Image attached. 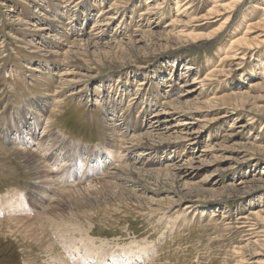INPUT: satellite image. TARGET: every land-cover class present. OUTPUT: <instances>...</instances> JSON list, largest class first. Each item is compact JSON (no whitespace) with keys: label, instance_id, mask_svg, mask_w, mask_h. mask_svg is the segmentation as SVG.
<instances>
[{"label":"rangeland","instance_id":"374dc122","mask_svg":"<svg viewBox=\"0 0 264 264\" xmlns=\"http://www.w3.org/2000/svg\"><path fill=\"white\" fill-rule=\"evenodd\" d=\"M263 40L264 0H0V264H264ZM34 113L85 187L34 186L61 167L10 145Z\"/></svg>","mask_w":264,"mask_h":264},{"label":"bare ground","instance_id":"6f19581e","mask_svg":"<svg viewBox=\"0 0 264 264\" xmlns=\"http://www.w3.org/2000/svg\"><path fill=\"white\" fill-rule=\"evenodd\" d=\"M156 8H155V10L158 8L157 6H155ZM221 6H218V7H216L217 9L218 8H220ZM224 8V7H223ZM152 9H154V8H152ZM103 25V24H102ZM41 31H44V30H41ZM98 33V32H97ZM99 34V33H98ZM97 37H98V35H97ZM99 40V39H98ZM237 41V40H236ZM235 41V42H236ZM264 41V40H263ZM99 42L100 41H98V42H96L95 43V45H93L91 42L88 44V47L89 48H93L94 47V49H98L99 50V48H97V46H99L100 44H99ZM238 42V41H237ZM241 42V41H240ZM88 43V42H87ZM86 43V44H87ZM94 43V42H93ZM235 45V44H234ZM235 46H237V45H235ZM61 45L59 46V45H57V44H55V49H58V48H60L61 49ZM46 50V49H45ZM48 50V49H47ZM34 51V50H33ZM49 51V50H48ZM85 51V50H84ZM54 52V51H53ZM78 52V51H77ZM87 52H89V51H87ZM75 53V52H74ZM50 54V53H49ZM66 54H72V52H66ZM73 55V54H72ZM88 55V54H87ZM90 55V54H89ZM75 58H76V56H74ZM71 58V57H70ZM189 70H191V69H193L192 67H189L188 68ZM78 75V74H77ZM64 76V75H63ZM66 80V79H65ZM62 81V80H61ZM198 82V81H197ZM175 103V102H174ZM160 114H156L155 116H153V117H157V116H159ZM53 116V115H52ZM52 116H51V118H52ZM37 117V118H36ZM38 116H37V114H35L34 113V116H32L31 117V119L30 120H28L27 122H25L24 124H25V126H24V129L23 130H19L18 129V127L17 126H15V127H9L8 126V129L10 130V137H9V143H10V145L12 146V147H14V148H17V149H19L20 150V152L22 153V154H26L22 149H30V150H35V152H37L40 156H41V158L44 160V157H43V155H42V152H44L46 149H48V151H49V158H50V160L49 159H47V160H44V162L49 166V168H55V166L56 165H59V166H61V167H59V171H58V173H56L55 171H52V173L51 174H60V177H58V178H55L54 176H53V182H51L50 184L49 183H43L44 185H42V183H36L37 181L35 180L34 181V186L37 188V190L38 191H40L41 190V192L43 191L44 193H46L47 191H53L54 192V190H56V191H58L59 190V188L57 187L59 184H60V182H59V179H63V178H65V175H66V172H67V167H69V166H72V165H74V162H72L73 161V157L72 158H70V160H68V161H64V162H62V161H57L56 160V158H55V152H54V150L55 149H53V144H50V143H47V144H45V145H41V141H43V138H44V136H45V134H44V129L46 130V128L47 127H45V123L43 122V120H38ZM44 118V117H43ZM159 120V119H158ZM187 125V124H186ZM44 127V128H43ZM41 128H43V138L41 139V140H39L38 138H37V135H38V131L41 129ZM171 128V127H170ZM18 132H22L23 133V135L25 136V133L27 132L28 134H32V135H35V136H33L32 137V139L35 141V143L34 142H29V144H28V142L26 141V140H18ZM0 134H2V133H0ZM3 135V134H2ZM155 135V134H154ZM157 135V136H156ZM156 137H157V139H161L160 137V135L161 134H159V132H156ZM4 136V135H3ZM5 137V136H4ZM6 138H7V136H6ZM136 138V137H135ZM134 138V139H135ZM138 138V137H137ZM142 138V139H141ZM66 139H68V137L66 138ZM194 139V138H193ZM47 141H48V139H46ZM28 141H30V139H28ZM188 141V140H187ZM189 141H192V139L191 140H189ZM116 143V142H115ZM24 144V146H22ZM133 146H135L134 147V149H135V151H142V152H140V153H146L147 152V147H151V146H153V145H162V143H160V141H158V140H155V137H153V133L152 132H147V133H145V134H143V135H141V136H139V138H138V140L136 139V141H132V143H131ZM130 144V145H131ZM32 145H34V146H32ZM66 145V144H65ZM65 145H57V146H59V147H61V149L62 150H59V149H56V153H59L58 155H56V157H61L62 156V154H64V155H66V153H65ZM126 145H128V144H126ZM21 146V147H20ZM36 146V147H35ZM129 146V145H128ZM132 146V147H133ZM25 147V148H24ZM34 147V148H33ZM127 147V146H126ZM125 147V149H127ZM130 148H131V146H130ZM149 149V148H148ZM0 151H3L1 148H0ZM134 151V152H135ZM146 151V152H145ZM149 151V150H148ZM132 152V151H131ZM151 152V151H150ZM149 152V153H150ZM7 154H9L8 152H6ZM152 153V152H151ZM33 155V154H32ZM136 155V154H135ZM145 155V154H144ZM147 155V154H146ZM149 155V154H148ZM34 156V155H33ZM141 157V156H140ZM141 160V159H140ZM24 163H25V165H26V167H27V169H28V171H30L31 172V174H33L32 173V170H39V169H41L42 168V165H40L39 164V162L38 161H36V158L34 157V159L33 160H24L23 161ZM72 162V163H71ZM142 163V162H141ZM85 164L83 163L82 164V167L84 166ZM48 166H47V168H48ZM120 167H118V168H116L113 172H112V175H107L109 178H118V179H122V180H124V177H129L130 178V176H132V175H135V174H138V173H136L135 171H139V169H136V168H133V167H128L127 168V170H122V169H119ZM51 170V169H50ZM89 170V169H88ZM111 170V169H110ZM169 172H170V168H169ZM89 174V171H88V173H87V175ZM140 174V173H139ZM68 175V174H67ZM67 177V176H66ZM108 177H106V178H108ZM105 178V179H106ZM140 178V177H139ZM50 179H52V178H50ZM82 179H84V178H82ZM131 179V178H130ZM126 180V179H125ZM67 181V180H66ZM65 181V182H66ZM116 181V180H115ZM133 181V180H132ZM135 181V180H134ZM73 183V182H72ZM66 184V183H65ZM79 184H81V183H79ZM83 184V183H82ZM95 182H90L89 184H85L86 185V189H89L90 187H94L95 185ZM137 184V183H136ZM45 185H47V186H49V188H45L44 186ZM62 185V184H61ZM84 185H81V186H67V187H64V188H62V190L60 189L57 193L58 194H61L60 195V197L61 196H64L66 193H68V192H72V191H76V190H78L79 188H82ZM85 187V186H84ZM85 189V188H84ZM92 189V188H91ZM94 189V188H93ZM33 191H34V189H33ZM56 194V193H55ZM57 194V195H58ZM47 197H49L48 195H46V198ZM40 198H42V196L40 195ZM50 198V197H49ZM59 198V196H57L56 197V199H58ZM10 199V198H9ZM9 202H16V203H7V205L8 204H10V205H12V204H14V205H17V207H19L18 208V211H16L18 214H19V212L20 213H24V212H26V210L28 209V207H27V205L25 204L26 202L25 201H23V200H10ZM55 202V201H54ZM2 203V202H1ZM13 205V206H14ZM45 205V204H44ZM57 205V203H55V205H53V206H49L50 207V210L46 213V215L47 216H49L50 217V219H55V220H58V221H56L55 222V230L58 232L57 234H59V230H64L65 229V227H67L66 225L64 226V224H65V222L63 221V220H65V215H63V214H59V213H57L56 215H54V210H55V208L57 207L56 206ZM48 207V206H47ZM60 207V206H59ZM5 209V208H4ZM22 210H24V211H22ZM13 211H15L14 209H13ZM31 211V210H30ZM0 212H1V210H0ZM28 212V211H27ZM32 212V211H31ZM16 213V214H17ZM1 214V213H0ZM19 215H21V214H19ZM26 215V214H25ZM22 216V215H21ZM23 217H30V215H26V216H23ZM67 218V217H66ZM60 219V220H59ZM2 224V223H1ZM19 225H21V223H18ZM68 225V224H67ZM45 227V226H44ZM67 229V228H66ZM75 229V228H74ZM65 232V231H64ZM62 233V232H61ZM47 235V231L46 230H43V231H41V234H40V240L41 241H44V240H46V239H48V238H46V237H44V236H46ZM60 237V236H59ZM62 241V240H61ZM73 241V240H72ZM65 243H63V244H66V241H64ZM71 243V242H70ZM73 243H74V241H73ZM80 243H81V241H80ZM80 245V244H79ZM46 246H48V250H56V251H58L57 250V245L53 242V241H51L50 240V242L46 245ZM73 246V245H72ZM67 247V246H66ZM68 249H69V247H67ZM73 248V247H72ZM78 248H80V247H78ZM74 251H76V249L74 250ZM73 251V252H74ZM60 252V251H59ZM68 254V253H67ZM80 255V254H79ZM72 256H73V254H72ZM64 259V258H63ZM75 262V261H74ZM76 263V262H75ZM82 262L81 261H77V264H81ZM94 263V262H93Z\"/></svg>","mask_w":264,"mask_h":264}]
</instances>
